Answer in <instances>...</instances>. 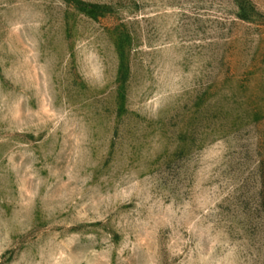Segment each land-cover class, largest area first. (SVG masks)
Instances as JSON below:
<instances>
[{"label":"rangeland","instance_id":"374dc122","mask_svg":"<svg viewBox=\"0 0 264 264\" xmlns=\"http://www.w3.org/2000/svg\"><path fill=\"white\" fill-rule=\"evenodd\" d=\"M0 264H264V0H0Z\"/></svg>","mask_w":264,"mask_h":264},{"label":"trees","instance_id":"16d2710c","mask_svg":"<svg viewBox=\"0 0 264 264\" xmlns=\"http://www.w3.org/2000/svg\"><path fill=\"white\" fill-rule=\"evenodd\" d=\"M242 16L244 17L245 15H241L240 17L242 18Z\"/></svg>","mask_w":264,"mask_h":264}]
</instances>
